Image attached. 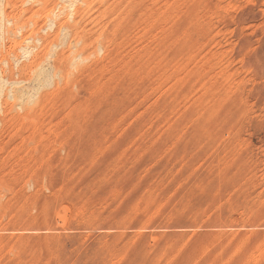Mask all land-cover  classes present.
Masks as SVG:
<instances>
[{
    "label": "rangeland",
    "instance_id": "rangeland-1",
    "mask_svg": "<svg viewBox=\"0 0 264 264\" xmlns=\"http://www.w3.org/2000/svg\"><path fill=\"white\" fill-rule=\"evenodd\" d=\"M0 264H264V0H0Z\"/></svg>",
    "mask_w": 264,
    "mask_h": 264
}]
</instances>
